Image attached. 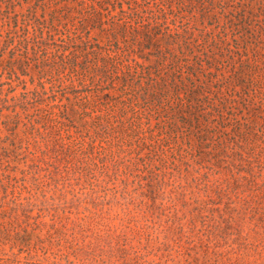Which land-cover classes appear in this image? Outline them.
Listing matches in <instances>:
<instances>
[{
	"label": "rangeland",
	"instance_id": "374dc122",
	"mask_svg": "<svg viewBox=\"0 0 264 264\" xmlns=\"http://www.w3.org/2000/svg\"><path fill=\"white\" fill-rule=\"evenodd\" d=\"M0 264H264V0H0Z\"/></svg>",
	"mask_w": 264,
	"mask_h": 264
}]
</instances>
